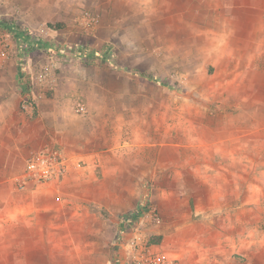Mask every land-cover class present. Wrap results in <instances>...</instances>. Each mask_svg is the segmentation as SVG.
Returning <instances> with one entry per match:
<instances>
[{
  "label": "rangeland",
  "instance_id": "1",
  "mask_svg": "<svg viewBox=\"0 0 264 264\" xmlns=\"http://www.w3.org/2000/svg\"><path fill=\"white\" fill-rule=\"evenodd\" d=\"M0 23V264H264V0H0Z\"/></svg>",
  "mask_w": 264,
  "mask_h": 264
},
{
  "label": "built area",
  "instance_id": "2",
  "mask_svg": "<svg viewBox=\"0 0 264 264\" xmlns=\"http://www.w3.org/2000/svg\"><path fill=\"white\" fill-rule=\"evenodd\" d=\"M80 111L84 112V108L81 107ZM57 169L58 167L56 163H52V161L47 158L33 160L27 165V171L29 172V175L39 182L45 183L52 181L54 178H56V176H58Z\"/></svg>",
  "mask_w": 264,
  "mask_h": 264
},
{
  "label": "trees",
  "instance_id": "3",
  "mask_svg": "<svg viewBox=\"0 0 264 264\" xmlns=\"http://www.w3.org/2000/svg\"><path fill=\"white\" fill-rule=\"evenodd\" d=\"M1 24V23H0ZM6 30H9L11 33H13L15 39L17 42H31L32 38L31 35L27 31L20 30L17 27H12L10 25L5 26ZM23 65L21 66V74L23 75ZM147 77V76H146ZM148 78V77H147ZM142 210H140V214H142Z\"/></svg>",
  "mask_w": 264,
  "mask_h": 264
}]
</instances>
